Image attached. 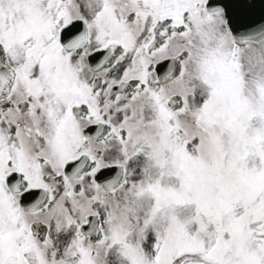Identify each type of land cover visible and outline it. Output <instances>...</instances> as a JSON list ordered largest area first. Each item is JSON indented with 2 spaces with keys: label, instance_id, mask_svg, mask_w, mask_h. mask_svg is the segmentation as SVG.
<instances>
[{
  "label": "snow or ice",
  "instance_id": "obj_1",
  "mask_svg": "<svg viewBox=\"0 0 264 264\" xmlns=\"http://www.w3.org/2000/svg\"><path fill=\"white\" fill-rule=\"evenodd\" d=\"M0 264H264V0H0Z\"/></svg>",
  "mask_w": 264,
  "mask_h": 264
}]
</instances>
